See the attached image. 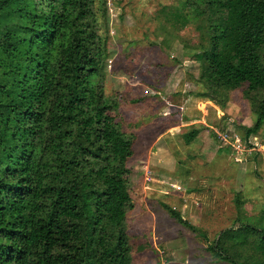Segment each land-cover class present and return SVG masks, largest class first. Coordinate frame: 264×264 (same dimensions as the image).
I'll list each match as a JSON object with an SVG mask.
<instances>
[{"label":"trees","instance_id":"trees-1","mask_svg":"<svg viewBox=\"0 0 264 264\" xmlns=\"http://www.w3.org/2000/svg\"><path fill=\"white\" fill-rule=\"evenodd\" d=\"M95 2L0 0V264H131L125 219L134 207L127 166L134 138L103 93L108 55L98 19L106 11ZM178 4L205 24L194 59L208 100L222 109L221 97L238 89L253 112L250 126L236 128L245 143L264 122V0ZM217 135L200 126L185 136L207 146L198 153L209 163L232 151ZM210 146L214 152L202 155ZM238 221L212 240L187 227L215 261L241 264L246 238L264 256V203L253 221Z\"/></svg>","mask_w":264,"mask_h":264},{"label":"rangeland","instance_id":"rangeland-1","mask_svg":"<svg viewBox=\"0 0 264 264\" xmlns=\"http://www.w3.org/2000/svg\"><path fill=\"white\" fill-rule=\"evenodd\" d=\"M103 1L106 17L98 19L108 55L103 93L116 103L114 121L134 138L127 162L134 208L125 219L131 264H228L215 261L187 226L212 240L236 218L235 227L258 216L264 203V122L242 143L244 152L232 150L205 163L198 150L207 146L186 141L192 128L222 134L218 122L223 118V134L237 135L238 126L254 120L238 89L221 97L222 109L206 97L194 59L205 45V24L196 13L184 11L179 0ZM213 152L210 146L202 155ZM161 204L175 209L185 223L172 219ZM246 239L241 264H264V256L252 252Z\"/></svg>","mask_w":264,"mask_h":264},{"label":"built area","instance_id":"built-area-1","mask_svg":"<svg viewBox=\"0 0 264 264\" xmlns=\"http://www.w3.org/2000/svg\"><path fill=\"white\" fill-rule=\"evenodd\" d=\"M217 138L219 139L220 142L230 146V148L236 153V154H240L242 152L245 151L244 148H242L241 152H240V146L242 145L243 142L240 141V139L237 137V135L232 134L231 136H227L226 133L225 134H218ZM228 141V142H227ZM230 142V143H229ZM233 143H235V146L237 147L236 149L231 145ZM239 151V153H238Z\"/></svg>","mask_w":264,"mask_h":264},{"label":"crops","instance_id":"crops-1","mask_svg":"<svg viewBox=\"0 0 264 264\" xmlns=\"http://www.w3.org/2000/svg\"><path fill=\"white\" fill-rule=\"evenodd\" d=\"M161 205H162V204H161ZM161 205H160V206H161ZM133 208H134V207H133ZM179 215H180V214H179Z\"/></svg>","mask_w":264,"mask_h":264}]
</instances>
